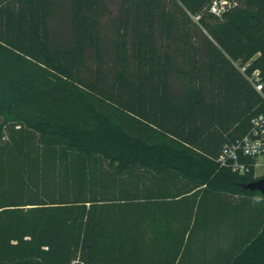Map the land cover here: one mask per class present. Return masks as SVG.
<instances>
[{
  "label": "trees",
  "instance_id": "1",
  "mask_svg": "<svg viewBox=\"0 0 264 264\" xmlns=\"http://www.w3.org/2000/svg\"><path fill=\"white\" fill-rule=\"evenodd\" d=\"M213 1L118 0L107 49L103 0H0V264H181L224 223L206 264H264V173L218 163L264 114V0Z\"/></svg>",
  "mask_w": 264,
  "mask_h": 264
},
{
  "label": "rangeland",
  "instance_id": "2",
  "mask_svg": "<svg viewBox=\"0 0 264 264\" xmlns=\"http://www.w3.org/2000/svg\"><path fill=\"white\" fill-rule=\"evenodd\" d=\"M103 14L101 15V25L105 29L107 34L104 35V40L106 42L105 47L110 49L111 38H113V33L111 29L112 20L117 15L118 0H103ZM67 11V6L61 7V9L56 11V16L54 17V37L59 39L62 43H65L69 37L67 35V20L65 14ZM106 58L108 55L106 54ZM260 161H264V158H259ZM261 168L255 173V175H262ZM237 197H229L230 200L235 201ZM125 228H123L125 234L135 232V227L133 220L128 217L124 220ZM127 226V227H126ZM176 230V229H175ZM177 231V230H176ZM241 233L247 232V226H245ZM235 235V230L230 226L229 223L218 224V225H199L192 231L190 239H187V249L183 254L181 259V264H206L211 261L212 257L219 251L224 252L225 249L230 247L233 242ZM147 236V237H146ZM145 248H149L151 233L149 228H146L145 234ZM112 243L109 237L102 240V244Z\"/></svg>",
  "mask_w": 264,
  "mask_h": 264
},
{
  "label": "built area",
  "instance_id": "3",
  "mask_svg": "<svg viewBox=\"0 0 264 264\" xmlns=\"http://www.w3.org/2000/svg\"><path fill=\"white\" fill-rule=\"evenodd\" d=\"M231 4L228 0H214L211 11L219 13ZM240 70L244 72L245 66L240 67ZM246 78L256 90L261 91L262 83L257 69L253 70L250 75H246ZM245 157L254 159L253 168L255 173L259 168L264 173V161L259 160V158H264V114H260L252 120L251 128L247 134L222 146L218 155V163L220 166L229 168L232 171L245 173L249 169V166L241 161V158Z\"/></svg>",
  "mask_w": 264,
  "mask_h": 264
},
{
  "label": "water",
  "instance_id": "4",
  "mask_svg": "<svg viewBox=\"0 0 264 264\" xmlns=\"http://www.w3.org/2000/svg\"><path fill=\"white\" fill-rule=\"evenodd\" d=\"M245 189L258 190L264 194V176L243 185Z\"/></svg>",
  "mask_w": 264,
  "mask_h": 264
}]
</instances>
